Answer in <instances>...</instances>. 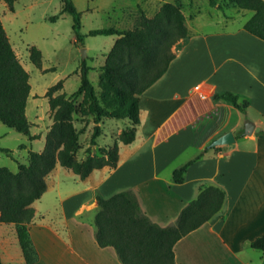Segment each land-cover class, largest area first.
Returning a JSON list of instances; mask_svg holds the SVG:
<instances>
[{"label": "crops", "instance_id": "1", "mask_svg": "<svg viewBox=\"0 0 264 264\" xmlns=\"http://www.w3.org/2000/svg\"><path fill=\"white\" fill-rule=\"evenodd\" d=\"M185 16L189 36L141 95L136 139L119 143L117 167L81 179L58 164L47 176V191L33 203L29 232L38 259L32 264H123L114 247L96 240L98 195L131 191L152 222L168 227L207 186L225 192L223 207L175 244L176 264H264V250L251 246L264 235V40L244 28L246 21L205 31L188 23L196 16ZM202 84L212 96H200ZM222 92L248 99L247 114L213 99ZM246 121L255 125L251 135ZM229 131L234 143L209 146ZM191 160L184 181L174 182V171ZM0 256L3 264H29L14 224L0 222Z\"/></svg>", "mask_w": 264, "mask_h": 264}, {"label": "trees", "instance_id": "2", "mask_svg": "<svg viewBox=\"0 0 264 264\" xmlns=\"http://www.w3.org/2000/svg\"><path fill=\"white\" fill-rule=\"evenodd\" d=\"M4 1L11 10L14 9L15 0ZM229 1L231 4H222L219 0H209V3L221 10L232 6L253 11L244 28L264 40V0ZM63 13L72 16L76 42L83 45L81 12L73 0H64L59 15ZM59 15L50 17V20L56 21ZM89 35L118 36L101 67L100 89L96 90L88 78L90 68L84 60L81 86L76 92L72 95L62 92L63 80L46 92L53 123L46 133L43 150H29L27 163H18L17 171L0 167V222L15 225L24 258L29 264L38 259L29 232L35 217L33 203L47 191V176L58 164L72 170L81 179H86L94 170L117 167L119 143L131 144L136 139L141 95L166 73L176 56L172 48L187 38L189 32L183 6L180 2H168L153 16L142 12L139 25L133 29L107 27L91 30ZM29 52L31 62L41 67V50L31 46ZM29 79L30 75L18 58L0 17V121L35 140L39 135L32 134V123L26 114L31 92ZM213 99L231 103L244 115L250 105L248 99H241L232 92L215 94ZM77 115L81 117V127L76 126ZM108 118L129 120L130 124L122 129L112 144L101 146L99 138L104 130L101 123ZM92 123L89 144L83 151L85 157L79 158L83 149L81 137ZM259 133L264 134V131ZM0 151L12 153L7 148H0ZM192 162L174 171V182L184 181ZM224 199L225 192L221 188L204 187L197 198L184 207L175 225L160 227L142 211L131 191L108 199L98 195V211L94 218L96 240L100 247H114L123 264H176L175 244L218 213ZM251 246L264 250V235L253 240ZM0 264H3L1 256Z\"/></svg>", "mask_w": 264, "mask_h": 264}, {"label": "rangeland", "instance_id": "3", "mask_svg": "<svg viewBox=\"0 0 264 264\" xmlns=\"http://www.w3.org/2000/svg\"><path fill=\"white\" fill-rule=\"evenodd\" d=\"M73 2L81 12L80 32L84 35L83 45L76 42L72 16L69 13L59 15L64 0H15L13 10L4 0H0V17L6 33L30 75L31 92L26 114L32 123L31 132L39 135V138L30 140L28 136L0 121V148L12 151L11 154L0 151V167L17 171L18 163H27L29 150H43L46 133L53 123L46 92L61 80L64 83L62 92L67 95L76 92L81 86L84 60L90 68L88 78L96 90L100 89L101 67L117 36H92L89 35L91 30L107 27L133 29L139 25L142 12L153 16L161 5L168 2H180L187 16L190 13L196 16L194 19H188V23L205 31L238 27L253 14L251 10H240L232 6L225 10L216 9L210 5L209 0H73ZM219 2L231 4L229 0ZM55 15H59V18L56 21L50 20V17ZM179 44L180 41L175 46ZM31 46H36L42 52L41 67L35 66L30 60ZM175 46L172 48L173 51ZM82 48L86 49L85 58ZM80 119V115H77L78 127L83 125ZM129 124V120L105 119L101 123L104 130L99 138V144L101 146L112 144L118 130ZM81 140L83 149L78 154L79 158L85 157L83 151L89 144V135L85 132Z\"/></svg>", "mask_w": 264, "mask_h": 264}, {"label": "water", "instance_id": "4", "mask_svg": "<svg viewBox=\"0 0 264 264\" xmlns=\"http://www.w3.org/2000/svg\"><path fill=\"white\" fill-rule=\"evenodd\" d=\"M82 52L84 54V58L86 57V49L82 48ZM255 125L251 121H247L245 124V134L251 135L254 131ZM236 141L235 134L233 131H229L225 133L224 135L218 137L215 139L209 146L215 147V146H221V145H227L234 143Z\"/></svg>", "mask_w": 264, "mask_h": 264}, {"label": "built area", "instance_id": "5", "mask_svg": "<svg viewBox=\"0 0 264 264\" xmlns=\"http://www.w3.org/2000/svg\"><path fill=\"white\" fill-rule=\"evenodd\" d=\"M197 91L199 92L200 96H202L204 98L212 96V90L206 84L200 85L198 87Z\"/></svg>", "mask_w": 264, "mask_h": 264}]
</instances>
